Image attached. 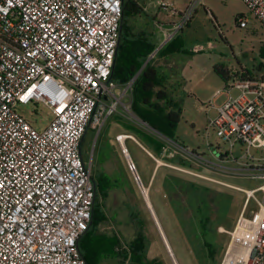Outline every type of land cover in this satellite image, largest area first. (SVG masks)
<instances>
[{"label": "built area", "instance_id": "2783aa9c", "mask_svg": "<svg viewBox=\"0 0 264 264\" xmlns=\"http://www.w3.org/2000/svg\"><path fill=\"white\" fill-rule=\"evenodd\" d=\"M189 1L185 18L203 0ZM243 1L264 27V0ZM123 14L124 0H0V264H87L79 241L92 222L96 185L85 135L121 109L157 133L132 110L138 75L122 87L111 80ZM233 88L242 94L228 97L210 127L249 156L264 149V81L238 79ZM31 103L52 114L42 131L18 111ZM176 144L184 160H205ZM171 167L246 194L220 264H264V185L245 190ZM218 167L264 180V164ZM129 168L136 170L133 162ZM251 200L258 209L247 216Z\"/></svg>", "mask_w": 264, "mask_h": 264}, {"label": "rangeland", "instance_id": "374dc122", "mask_svg": "<svg viewBox=\"0 0 264 264\" xmlns=\"http://www.w3.org/2000/svg\"><path fill=\"white\" fill-rule=\"evenodd\" d=\"M136 1L143 9V20L150 21V29L158 40V48L150 58L158 56L172 42L173 48L182 46L179 52L165 53L162 65L167 67L161 70L164 74L159 72L167 83L170 82L169 92L183 108V118L174 130L175 139L195 155L224 168L242 170L245 166L264 164L261 161L264 149L252 148L248 156L246 147L238 143L232 148L223 142L218 131L210 127V122L218 115V108L228 97L236 99L242 94L233 88L242 73L251 75L253 80L264 81V27L260 21L250 13L243 0H203L188 18L184 15L189 0ZM239 18H247L245 25L238 24ZM216 66H223L231 72L228 84L215 73ZM18 111L39 131L47 128L52 120L51 112L42 104L20 105ZM116 115L126 119L127 124L141 126L122 109ZM114 116L101 129L92 124L83 143L84 159L91 167L93 177L104 173L109 181L108 196L99 198L106 221L99 225L98 233L119 240L117 244L104 243L98 249L101 264H131L128 257H119L117 253L127 252L140 230L150 243L148 260L158 259L164 264H203L196 256L201 255L205 261L207 249L204 243L207 241L217 249L212 264H220L230 241L228 232L243 209L246 194L173 169L171 166L181 165L169 164L167 158H158L150 151L151 156L148 155L145 151L148 146L141 139L126 135L128 131ZM120 133L132 137L125 143L128 156L117 141ZM152 134L174 151L175 157L169 159L170 163L183 155L175 142L162 139L157 133ZM128 159L134 163L135 173L146 187L143 188L147 190V197L142 194V187L138 186ZM187 159L192 166L187 169L194 174L245 190L264 185V180L241 172L228 175L224 169L199 157ZM158 164L160 169L154 174ZM170 180L184 185L194 182L210 188L205 198L208 205H201L202 209H199L200 204L191 200L186 189L173 188ZM256 197L261 200L263 194L259 192ZM150 207L152 213L155 210L154 215ZM257 209L256 202L251 200L246 215L256 213ZM205 215L218 223L217 231L211 229L206 236L200 229V220ZM134 218L141 220L140 228ZM220 228L225 231L220 232ZM162 236L169 246L171 259L165 251Z\"/></svg>", "mask_w": 264, "mask_h": 264}, {"label": "trees", "instance_id": "16d2710c", "mask_svg": "<svg viewBox=\"0 0 264 264\" xmlns=\"http://www.w3.org/2000/svg\"><path fill=\"white\" fill-rule=\"evenodd\" d=\"M143 19V9L138 5L137 1L124 0L122 37L118 46L111 80L122 87L127 85L138 75L133 85L132 110L134 115L139 120L149 125L157 133L185 147L174 137L175 127L183 118L182 104L174 99L169 89L163 85V81L165 80L161 77L158 68L151 62H148L151 55L158 48V40L150 29V21H144ZM137 23L140 24L138 25ZM181 49V45L173 48L172 42V44L170 43L164 47L162 53L165 54L168 51L175 53L179 52ZM214 71L226 84H228L232 78L231 72L223 66H216ZM245 78L250 77H242V79ZM226 87L228 89V86ZM125 122L126 123L122 122L125 129L133 133L132 135L136 139H141V141L148 146L146 148L154 156L158 157L162 153L166 145L165 143H161L155 134H152V132L138 124H127L128 122L126 120ZM86 136L87 134L85 137ZM171 161V163L174 162L176 165L179 164L186 168H192L191 164L180 156H177V158ZM93 180L96 185V203L93 209L91 225L79 241V250L87 264H101L97 256L99 253L98 249H100L104 243H106V245L108 243L117 244L119 240L115 237L110 238L98 233L99 225L106 221V216L99 198L105 199L108 196L110 187L108 176L104 173H99L96 177H93ZM169 183L173 188L178 190L182 188L186 189L191 200L200 204L199 209H202L201 205H208L205 198L210 193V188L197 185L194 182L184 185L178 181L175 182L170 180ZM225 202L226 200H224L223 203ZM134 219L136 220V218ZM136 221L138 228H140L142 224L141 220L137 218ZM217 227L218 223L213 222L208 215H205L200 220V229L204 236H206L211 229L216 232ZM204 245L207 249L205 261H203L201 255L196 256L195 254V256L197 259L199 258L198 260L203 264H212L217 255V249L207 241H205ZM149 246L150 243L148 238L140 230L138 236L129 244L127 252H124V254H117L122 258L128 257L131 264H154L157 260L150 261L147 258ZM158 264H160V262H158Z\"/></svg>", "mask_w": 264, "mask_h": 264}, {"label": "crops", "instance_id": "0c3cea01", "mask_svg": "<svg viewBox=\"0 0 264 264\" xmlns=\"http://www.w3.org/2000/svg\"><path fill=\"white\" fill-rule=\"evenodd\" d=\"M163 49V46H161L160 47V51ZM162 53V52H161ZM160 52L158 53V56H153V58H150L149 60H148V62H151L154 66H156L157 68H158V70H159V72H161V70L162 71H164V66L165 67H167V65H165V64H163L162 65V62H164V58L166 57V54H161ZM147 62V63H148ZM161 74H164L163 72H161ZM243 76H245V77H250L251 78V75H249V74H242V75H240L239 77H238V79H242V77ZM164 80L165 81H163V85H165V87L166 88H168V85L170 84V82H166V79L164 78ZM114 117H116V119L120 122V123H122V122H124V123H126L125 122V120H124V118H122V117H117V115L116 116H114ZM122 118V119H121ZM127 131V130H126ZM133 133H131L130 131H128V133L126 134V135H132ZM119 135H125V134H123V133H120ZM118 135V136H119ZM125 135V136H126ZM133 136V135H132ZM128 139H126L125 140V143H126V141H127ZM160 141V140H159ZM136 142H138L139 143V141H136ZM161 143H164V142H162V141H160ZM140 144V143H139ZM141 145V144H140ZM122 148V147H121ZM145 149V148H144ZM147 149V148H146ZM145 149V151L147 152V154L148 155H150L151 156V154L149 153V150L147 151ZM122 151H124L123 150V148H122ZM173 153H174V151L172 152V150L170 149V148H168V147H165V148H163V151H162V153L158 156V158H161V157H165V158H167V161H169V164H173V165H175L174 163H170V158L171 157H175L174 155H173ZM159 169H160V165L158 164L157 165V167H155V170H154V174H155V172H158L159 171ZM145 187V186H144ZM146 188V187H145ZM244 206H245V202H244V205H243V209H244ZM243 209H242V211H243ZM155 211V210H154ZM241 211V212H242ZM156 213V212H155ZM165 246V245H164ZM165 249H166V247H165ZM166 252H167V254H168V257L170 258V256H169V254H170V252H168V250L166 249L165 250ZM170 251V250H169ZM171 259V258H170ZM153 260H157L156 261V263H154V264H158V262H160V264H164L161 260H158V259H153ZM151 261V260H150Z\"/></svg>", "mask_w": 264, "mask_h": 264}, {"label": "bare ground", "instance_id": "6f19581e", "mask_svg": "<svg viewBox=\"0 0 264 264\" xmlns=\"http://www.w3.org/2000/svg\"><path fill=\"white\" fill-rule=\"evenodd\" d=\"M119 138H118V143L121 145V147L123 148V150H124V153L127 155L128 154V151H127V149H126V147H125V138H126V136L125 135H120V136H118ZM128 156V155H127ZM129 158V157H128ZM135 172V171H134ZM140 187H142V190H141V192H142V194L143 195H145V197H147V190L145 189V188H143L144 187V185L142 186V185H140ZM150 206V205H149ZM150 211H151V213H152V208L150 207ZM153 214V213H152ZM154 215V214H153ZM162 235V234H161ZM162 239H163V241H164V244H165V247H167L166 249L168 250V248H169V246H168V244H167V241L164 239V237L162 236ZM168 252H170L169 250H168Z\"/></svg>", "mask_w": 264, "mask_h": 264}, {"label": "water", "instance_id": "95a60500", "mask_svg": "<svg viewBox=\"0 0 264 264\" xmlns=\"http://www.w3.org/2000/svg\"><path fill=\"white\" fill-rule=\"evenodd\" d=\"M122 30H123V19H122V22H121V28H120V41H121V37H122ZM153 130H154V129H153ZM154 131H155V130H154ZM123 152H124V151H123ZM128 163H132V161L128 159ZM134 171H136V170H134ZM134 171H132V172L134 173L135 180H136L138 186H139V187H140V185L143 186L142 181H141L139 175L136 174ZM153 213H154V211H153Z\"/></svg>", "mask_w": 264, "mask_h": 264}]
</instances>
